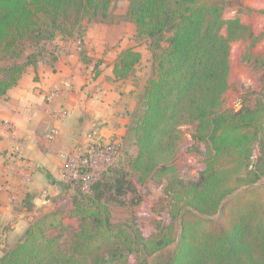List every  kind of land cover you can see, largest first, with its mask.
Wrapping results in <instances>:
<instances>
[{
  "label": "trees",
  "instance_id": "obj_1",
  "mask_svg": "<svg viewBox=\"0 0 264 264\" xmlns=\"http://www.w3.org/2000/svg\"><path fill=\"white\" fill-rule=\"evenodd\" d=\"M112 2L0 0V100L37 67L41 51L26 54L29 45L43 50L59 36L81 33L83 21L107 17ZM128 2L135 38L152 58L124 136L138 146L127 163L140 181L167 179L169 222L149 236L134 218L114 225L108 204L134 188L117 163L88 192L76 186L71 213L80 224L67 239L49 233L66 227L57 216H37L0 264H130L132 254L135 264H264V184L257 185L264 180V93L253 106L222 109L231 43L253 37L239 18L223 17L240 0ZM141 60L135 48L122 50L115 78H129ZM186 129L195 150L205 146L196 177L181 176L174 163Z\"/></svg>",
  "mask_w": 264,
  "mask_h": 264
},
{
  "label": "rangeland",
  "instance_id": "obj_2",
  "mask_svg": "<svg viewBox=\"0 0 264 264\" xmlns=\"http://www.w3.org/2000/svg\"><path fill=\"white\" fill-rule=\"evenodd\" d=\"M128 7V0H113L107 17L99 16L90 21L85 19L81 33L75 31L72 35L59 36L49 41L43 50L29 45L26 54L41 51L38 56V66L40 70L45 71L54 69L55 62H57L55 56H59L58 58L65 62L74 56L81 65H91L93 68L90 72L81 71V82L95 84L100 75L105 76L106 80L111 82L110 77L103 74L105 65L112 63L115 60V54L120 50L135 48L142 53L141 62L136 64L133 74L124 82L114 83L120 90L132 88L131 95L127 94L121 98L124 115L127 113L131 121L128 107L129 104H135V102L137 105L141 84L151 71L152 52L135 38V26L129 20ZM223 17L225 19L239 18L251 28L253 33L252 38L240 39L231 43L230 88L223 96L222 109L239 110L244 105L253 106L261 93H264V0H240L239 5L227 6ZM19 61L25 60L20 59ZM32 67L29 66L22 77L26 76ZM66 83L70 84L69 81ZM0 125L11 136L1 135L0 137V256L23 237L30 222L37 216L41 217L51 213L57 216V219L61 220L63 226L66 227L51 228L49 233L51 235L61 234L62 241L67 239L69 233L77 229L80 224L71 213L74 196L77 193L75 188L80 185L67 177L64 170L65 155L89 143L88 136L96 128H89L86 138L80 140L70 151L64 149L58 152L57 160L61 165L53 161L60 168L59 172H55L51 170L53 167L47 158H40L28 165L27 163L32 160L25 155L26 148L34 142H27L24 139L16 140L17 137L13 135L15 126L9 119L1 121ZM39 128L41 127L38 126L37 129ZM57 129L53 126L47 127V122L42 123L40 133L37 131L36 136H41L43 147L57 137L59 134ZM54 130L57 131L55 136ZM125 135L114 137L124 146L123 155L118 162L119 166L115 169L118 170L121 167L127 169L131 173L130 178L134 183V188L133 191L108 204L111 219L114 225L118 226L134 218L144 234L149 236L157 232L158 226L169 222V214L165 209L167 201L164 197L167 179L151 174L145 180L140 181V172L131 169L127 163V154H137L138 146L133 144L130 137L125 140ZM110 139L101 137L96 141ZM16 147L19 148L18 153L13 151ZM2 151L5 154H1ZM201 151H205V146L202 145L199 151L195 150L190 132L186 129L174 159L181 176L196 177L205 168L204 155ZM96 173L100 174V172ZM68 183H72V186ZM129 263H136L134 254L130 256Z\"/></svg>",
  "mask_w": 264,
  "mask_h": 264
},
{
  "label": "crops",
  "instance_id": "obj_3",
  "mask_svg": "<svg viewBox=\"0 0 264 264\" xmlns=\"http://www.w3.org/2000/svg\"><path fill=\"white\" fill-rule=\"evenodd\" d=\"M120 52L121 50L115 54L112 63H107L103 68V74L108 75L111 82L100 75L95 84H84L81 82L80 73L82 70L92 71L91 65H81L74 56L68 62L55 56L57 62L54 69L40 70L37 64L4 97L0 104V123L9 119L15 126L13 135L17 137L16 140L34 142L26 148L25 155L32 160L28 165L40 158H47L53 167L51 170L59 172L58 164L61 163L57 160L58 152L73 149L80 140L86 138L89 128H96L94 131L107 139L120 135L123 137L126 134L130 121L127 113L124 115L121 98L131 95L132 88L120 90L114 85L115 82L120 84L125 81H117L114 74L115 61ZM135 106L136 102L129 104L128 115ZM64 109L68 113L62 115ZM45 121L47 127L58 128L59 134L43 147L41 136H36V132L40 133ZM38 126L41 128L37 129ZM1 135L11 137L2 125L0 137ZM1 154L5 153L2 151Z\"/></svg>",
  "mask_w": 264,
  "mask_h": 264
},
{
  "label": "built area",
  "instance_id": "obj_4",
  "mask_svg": "<svg viewBox=\"0 0 264 264\" xmlns=\"http://www.w3.org/2000/svg\"><path fill=\"white\" fill-rule=\"evenodd\" d=\"M62 115L67 114V110H62ZM56 130L53 131L54 136ZM96 131L88 137L89 143L72 153L65 155L64 170L67 177L74 183H78L81 188L88 192L91 184L97 180L101 173L115 166L123 155V145L116 138L110 140L96 141L100 139ZM52 136V137H54ZM18 153L19 148L13 150ZM96 172H100L98 175Z\"/></svg>",
  "mask_w": 264,
  "mask_h": 264
},
{
  "label": "water",
  "instance_id": "obj_5",
  "mask_svg": "<svg viewBox=\"0 0 264 264\" xmlns=\"http://www.w3.org/2000/svg\"><path fill=\"white\" fill-rule=\"evenodd\" d=\"M260 184H264V181H261V182L257 183V185H260ZM235 193H237V192H235ZM235 193H234V194H235ZM234 194H233V195H234ZM228 197H229V196H228ZM228 197L225 198L224 202L228 199Z\"/></svg>",
  "mask_w": 264,
  "mask_h": 264
}]
</instances>
